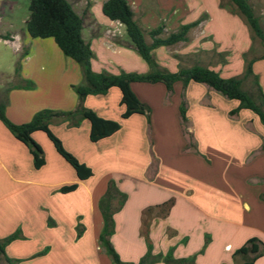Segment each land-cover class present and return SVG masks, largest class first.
<instances>
[{"label": "crops", "instance_id": "obj_1", "mask_svg": "<svg viewBox=\"0 0 264 264\" xmlns=\"http://www.w3.org/2000/svg\"><path fill=\"white\" fill-rule=\"evenodd\" d=\"M68 1L79 15H84L82 37L93 52L94 72L113 71L115 75L151 72L150 67H145L136 57L125 26L103 14L105 0ZM15 5V0H0V10L5 15L7 10L13 11ZM77 5L82 7L80 12ZM132 9L136 17L137 11ZM155 11L159 14L158 19ZM162 12L148 7L144 10L146 22L154 21L157 25L164 21L166 11ZM28 19L23 21L20 32L12 30L11 19L0 23V46L10 48L16 60L9 80L0 81V101H6L7 118L17 125L29 123L43 110L75 111L79 98L74 87L84 83L82 67L65 56L52 38L29 36L26 30ZM195 21L200 24L190 30L187 42L162 46L168 56L167 62L161 61L155 52L160 47L153 50L160 70L177 73L182 68L199 64L220 75L224 72V69L218 71L220 61L215 54L202 51L204 58H198L199 62L191 59L195 54L188 52L189 49L198 50L192 44L208 36L206 25L209 22L210 26L215 19L207 15L203 20ZM137 23L145 30L146 26ZM146 29L155 28L147 26ZM146 42L152 43L147 38ZM100 52L106 56L102 60ZM262 57L258 59L264 61ZM19 62L20 72L16 74ZM255 76L263 88L261 74ZM28 82L34 83L33 89L19 88ZM9 87L14 88L6 94ZM131 89L143 104L151 108L150 122L144 115L122 120L121 91L111 88L105 95L88 96L84 105L104 119L121 121L118 133L93 143L88 120H83L77 128L70 122L58 127L51 125L65 148L92 169L93 176L84 181L78 179L75 170L57 153L43 132L33 134L45 158V165L35 169L29 149L0 121V216L13 212L18 202L12 197L22 195L24 191L32 193V204L38 211L32 215L28 211L26 214L20 212L17 223L6 234L18 231V226L22 229L20 239L6 248L10 258L19 260V264H28L46 252H67L71 258L64 264H115L100 242L106 230L120 264H167L169 257L182 261L181 264H215L209 262L208 255L216 251L213 241L217 234L207 245L205 224L210 221L223 227L229 223L232 211L227 206V199L231 190L216 184L215 177L206 183L205 176H202L235 173L242 164L246 167L251 157L262 156L263 126L247 112L249 110H238V101L226 98L206 84L190 82L184 87L182 82H177L173 90L168 91L163 83H133ZM109 99L117 103V116L110 113L113 109ZM182 106L186 111L185 123L180 114ZM220 106L224 115L223 132L216 131L220 128L215 123ZM233 111L237 112L232 114ZM216 150L224 151V158L231 157L224 167L215 165L220 158L212 156L210 151L216 153ZM200 152L208 155L209 160L199 157ZM202 162L209 164L199 167ZM253 180L255 182L249 185L248 178H245L244 187L234 189V195L241 199V193H248L249 189L253 199L264 206V177ZM72 184H78L77 190L67 194L60 192L62 187ZM254 186L257 188L253 189ZM243 207L246 212L252 211L246 202ZM39 214L44 219L43 231L50 237L47 244L32 253L10 256L11 245L19 241L26 243L34 236L37 227L32 222ZM69 222L68 240L65 235L55 234ZM193 226L197 227L193 229ZM251 229L257 231L253 238L261 241L259 247L263 253L253 264H264V234L258 228ZM134 238L139 242V248L129 245ZM70 239L75 247L62 244L70 243ZM229 245L222 247L223 254L232 253L233 247L227 249ZM254 256L237 251L234 263L228 258L227 264H246Z\"/></svg>", "mask_w": 264, "mask_h": 264}, {"label": "trees", "instance_id": "obj_2", "mask_svg": "<svg viewBox=\"0 0 264 264\" xmlns=\"http://www.w3.org/2000/svg\"><path fill=\"white\" fill-rule=\"evenodd\" d=\"M238 12L244 17L251 30L257 37L264 40V34L259 20L247 0H231ZM103 14L111 21H117L126 28L127 36L134 49L150 67L148 74L121 72L118 75L107 72L96 73L92 69L93 52L90 45L82 37L84 16L79 15L68 0H30V16L26 23V30L31 38H52L61 52L79 64L84 73V83L74 87L79 98V104L75 111L59 112L43 110L35 114L33 119L26 124L17 125L12 123L6 115V101L0 103V121L9 132L30 151L33 157L35 169L39 170L45 165L44 152L42 147L33 139L35 132H43L53 143L57 153L75 170L79 180L84 181L93 176L91 168L81 163L64 146L51 129L52 122L67 121L73 127H79L82 120H88L90 127V140L97 143L107 139L121 130L122 124L118 121L108 120L100 117L96 112L85 107L84 102L88 96L105 95L111 88H118L121 91L120 106L123 108L122 120H127L134 115H144L150 122L151 108L143 104L131 89L133 83H163L168 91H172L174 84L182 82L186 87L190 82L206 84L230 100L239 102L238 110H249L256 114L261 125L264 127V92L259 84L257 76H254L251 61L248 64L246 77L253 76L257 86L261 103L243 90V79L224 78L218 72L195 64L191 68H182L177 73H167L160 70L159 65L153 57V50L162 46H173L188 41L190 30L197 27L200 21L188 25H182L178 31L163 37L165 26H159L149 32L152 39L151 44L146 42L144 29L135 20L134 11L127 0H105ZM264 58V56L262 57ZM20 72V62L16 68V74ZM14 87L6 89L8 94ZM19 88L33 89L34 83L28 82L26 86ZM237 110V111H238ZM237 111L231 112L235 114ZM182 122L186 121V111L181 107ZM78 184L64 186L61 193L67 194L77 190ZM105 230L100 237L101 245L111 256L115 264H120V259ZM20 230L5 239L0 240V258L7 264H19L20 261L10 258L6 248L13 241L20 239ZM258 238L248 241L247 245L238 250V253L255 254L254 258L246 264H253L263 253L260 252ZM167 264H181L169 257ZM1 264V263H0ZM141 264H144L143 262Z\"/></svg>", "mask_w": 264, "mask_h": 264}, {"label": "rangeland", "instance_id": "obj_3", "mask_svg": "<svg viewBox=\"0 0 264 264\" xmlns=\"http://www.w3.org/2000/svg\"><path fill=\"white\" fill-rule=\"evenodd\" d=\"M247 1L253 9L255 17L259 20L261 29L264 34V0ZM128 2L137 11L135 20L140 22L144 27L146 26L147 28V26H152V28H157V26L159 27L162 25H167V31L163 35V37H166L172 32L178 31L182 25L192 24L196 22L195 20L198 19L203 20L205 17H207V15L209 16V18L212 17L213 19H215L214 23H212L210 26L209 22L206 25L205 31L208 33V36L202 37L192 44L193 47L198 48V50H196L195 48L189 49L188 52H194L193 54H195L191 59H193V61L196 60L197 62H199L198 58L201 59L204 55L202 51L213 55L215 54L220 61L218 62V71H222V69H224V72L222 71L221 73L222 77H234L243 79V90L249 93L259 104L262 102L257 86L254 83V77H246V71L248 64L254 60L252 64L254 76L261 74L263 83L262 90L264 92V61L258 59L259 57L264 56V40L255 35L244 17L233 5L231 0H128ZM15 3L16 5L14 10L11 12L7 10L6 15L3 14L0 10V23L3 21L7 22L9 19H11L14 24V28L12 30L20 32V30L24 27L23 21L28 19L30 16V0H15ZM79 4L81 5L82 2H80ZM148 7H151L154 10L161 9L163 12L165 10L166 15H164V13L162 12L164 21H160L157 25L153 23L154 21H151L148 24L145 20L146 15H144V10H146ZM77 9L80 12L82 7L77 5ZM175 10L176 14L174 13ZM155 15L158 19L159 14H157L156 11ZM146 28L144 30L146 33V38L149 42H152V39L149 36L150 31H148ZM162 49H164V47H160L155 52L157 53V56L161 61L167 62L166 60H168V56L163 52ZM100 54L101 60L103 57H106L102 52H100ZM135 55L140 59V61H142L145 67H148V65L143 62L141 56L137 51H135ZM15 61L16 60L14 52L10 48L0 46V81L3 79H6L7 81L9 80V77L14 69ZM107 73L115 74L113 71H108ZM109 102L112 105L111 109H113L110 113L114 114V116H117L116 101L113 102L109 99ZM222 110L223 107L220 106L219 111H217L216 113L215 123L216 125H219L220 128L219 130L216 129L217 132H223L225 128L223 125L224 115ZM247 112L250 115H253L257 119V121H259V118L256 116V114L250 111ZM62 124L68 125V122H52V126L56 127ZM165 145L167 146V143H165ZM210 152L212 156H215V158H220V161L215 164L218 165L216 166L218 168L224 167V165L227 164V161L231 158L229 156L224 158V151L219 152L218 150H216V153L212 151ZM207 156L200 152L199 157L206 161L209 160ZM202 163L203 164H199V167H203L209 164L205 162ZM201 173H203L202 170ZM204 176L206 178L204 180L206 183H210V181H213V178L215 177L216 184L223 185L230 188L231 190V192H229L230 196H228L227 199V206L232 211V216L229 223H225L223 227L219 225L220 223L216 222L212 223L210 221H207V223L205 224L206 230L208 231L204 236L207 245L211 243V239H213L215 234H217L215 236L216 241H213L216 246V251L215 253H209V262H213L215 264H227L229 258L230 261L234 263L235 254L237 253L238 248L245 246L249 239L257 235V231L252 230L251 227L258 228L259 232L264 234V206H262V204H260L259 202L257 203L253 199L254 197L252 196L251 192H249V189L247 191L248 193H241V199H238L236 195H234V192H236L234 189L244 187L243 184L245 178H248V183L249 185H251L253 182H255L253 180L254 178L264 177V154L260 157H251L248 165L245 167L242 164V167H240L239 170H235V173L234 171L228 174L218 172L216 173V175L203 174L202 177ZM255 188H257V186L253 187V189ZM256 192L257 190H255V193ZM12 199L18 202V206L16 208L14 207L15 209L13 208V212L6 214V216H0V240L7 238L15 232L13 231L10 233V235L6 236V234L10 232L12 226L17 223L16 219L19 217V215H21L20 212L26 214V212L28 211L30 215L38 212L32 204V199H34L32 193L24 191L22 195H15L12 197ZM22 202L24 204H22ZM244 202L250 205L252 211L246 212L245 208L243 207ZM19 203L22 209L20 208ZM32 223L37 227L35 232L33 233L34 236H32V238L26 243H22L19 241L11 245L9 249L10 256L16 257L18 255L32 253L44 248V246L47 244L50 237L43 231V216L41 214L37 215V217L33 218ZM70 226V222L64 223L63 228L55 234H62V236L65 235L66 240H68V229H70ZM18 227L21 229L20 226ZM193 227V229H195L197 226ZM69 242L70 243L68 244H62L66 246L76 245L72 242L71 239L69 240ZM227 243L231 244L229 245L230 249H232L233 247V251L230 255H225L221 252L222 247H224V245H226ZM129 245L139 248V242H137L135 238L132 239V242ZM70 258L71 257L67 252H65L64 254L46 252L45 254L36 256L34 258V261H28V264H64L67 260L69 261ZM74 259H77V256H74ZM0 263L7 264L3 260V258H0Z\"/></svg>", "mask_w": 264, "mask_h": 264}, {"label": "built area", "instance_id": "obj_4", "mask_svg": "<svg viewBox=\"0 0 264 264\" xmlns=\"http://www.w3.org/2000/svg\"><path fill=\"white\" fill-rule=\"evenodd\" d=\"M227 249H230V246H228Z\"/></svg>", "mask_w": 264, "mask_h": 264}]
</instances>
